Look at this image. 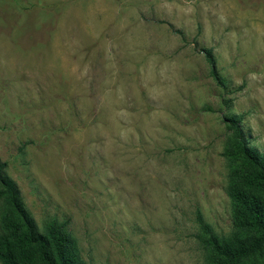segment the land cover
<instances>
[{
	"label": "rangeland",
	"instance_id": "obj_1",
	"mask_svg": "<svg viewBox=\"0 0 264 264\" xmlns=\"http://www.w3.org/2000/svg\"><path fill=\"white\" fill-rule=\"evenodd\" d=\"M225 115L264 153V0H0V159L86 264H204L197 212L233 230Z\"/></svg>",
	"mask_w": 264,
	"mask_h": 264
},
{
	"label": "trees",
	"instance_id": "obj_2",
	"mask_svg": "<svg viewBox=\"0 0 264 264\" xmlns=\"http://www.w3.org/2000/svg\"><path fill=\"white\" fill-rule=\"evenodd\" d=\"M200 52L210 74L225 88L211 48ZM242 116L225 115L231 137L223 155L229 169L227 194L232 206L233 230L218 235L197 212L195 238L204 264H264V153L244 137ZM67 221L52 219L40 230L26 208L20 190L0 159V264H86Z\"/></svg>",
	"mask_w": 264,
	"mask_h": 264
}]
</instances>
